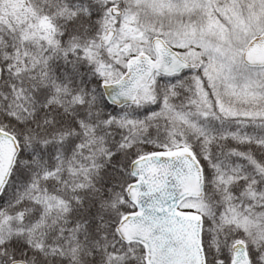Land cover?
I'll return each instance as SVG.
<instances>
[{"label": "snow or ice", "instance_id": "6c2138e0", "mask_svg": "<svg viewBox=\"0 0 264 264\" xmlns=\"http://www.w3.org/2000/svg\"><path fill=\"white\" fill-rule=\"evenodd\" d=\"M0 264H264V0H0Z\"/></svg>", "mask_w": 264, "mask_h": 264}]
</instances>
